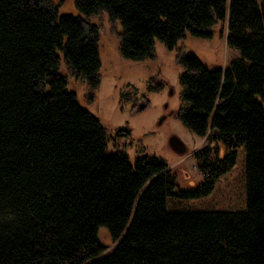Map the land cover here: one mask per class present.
I'll use <instances>...</instances> for the list:
<instances>
[{
	"label": "trees",
	"instance_id": "obj_1",
	"mask_svg": "<svg viewBox=\"0 0 264 264\" xmlns=\"http://www.w3.org/2000/svg\"><path fill=\"white\" fill-rule=\"evenodd\" d=\"M87 16L59 15L52 0H0V264H264V0H76ZM103 11L120 20L126 59L155 57L191 33L228 23L229 66L179 55L180 119L222 141L196 152L205 180L180 189L157 156L110 153L106 128L59 72L100 85ZM246 153V207L178 210L169 198L210 195ZM107 227L109 249L99 232Z\"/></svg>",
	"mask_w": 264,
	"mask_h": 264
},
{
	"label": "rangeland",
	"instance_id": "obj_2",
	"mask_svg": "<svg viewBox=\"0 0 264 264\" xmlns=\"http://www.w3.org/2000/svg\"><path fill=\"white\" fill-rule=\"evenodd\" d=\"M59 15L73 14L87 18L77 7L76 0H52ZM89 21L100 26L99 50L101 82L97 87L77 78L59 51V72L67 77L68 90L77 95L79 104L96 116L106 128L110 153L125 152L134 163L138 156H157L166 160L177 176L180 189L191 190L205 180L196 152L215 144L211 158H223L227 152L222 141L200 137L180 119L184 104L180 74L183 71L179 55L193 50L208 66H229L239 51L228 46V23L219 22L212 38L187 33L174 49L156 40L155 57L143 60L126 59L121 55L123 27L112 20L108 12L92 15ZM143 102V108L139 104ZM178 135L186 144L183 154L169 145L171 135ZM246 153L241 147L236 165L221 173L213 192L200 199H168L169 210H240L246 207ZM109 249L113 240L107 227L99 232Z\"/></svg>",
	"mask_w": 264,
	"mask_h": 264
},
{
	"label": "water",
	"instance_id": "obj_3",
	"mask_svg": "<svg viewBox=\"0 0 264 264\" xmlns=\"http://www.w3.org/2000/svg\"><path fill=\"white\" fill-rule=\"evenodd\" d=\"M212 68H217V65H213ZM140 108H143V105H141ZM169 145L179 154H183L187 150V146L184 141L176 134L171 135L169 138Z\"/></svg>",
	"mask_w": 264,
	"mask_h": 264
},
{
	"label": "flooded vegetation",
	"instance_id": "obj_4",
	"mask_svg": "<svg viewBox=\"0 0 264 264\" xmlns=\"http://www.w3.org/2000/svg\"><path fill=\"white\" fill-rule=\"evenodd\" d=\"M141 105H143V102H141V103L139 104V108H140Z\"/></svg>",
	"mask_w": 264,
	"mask_h": 264
}]
</instances>
